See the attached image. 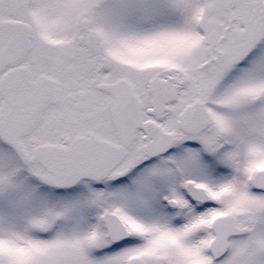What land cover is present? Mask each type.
Here are the masks:
<instances>
[{"label":"snow or ice","instance_id":"obj_1","mask_svg":"<svg viewBox=\"0 0 264 264\" xmlns=\"http://www.w3.org/2000/svg\"><path fill=\"white\" fill-rule=\"evenodd\" d=\"M0 264H264V0H0Z\"/></svg>","mask_w":264,"mask_h":264}]
</instances>
